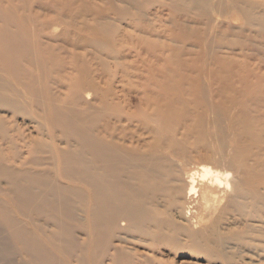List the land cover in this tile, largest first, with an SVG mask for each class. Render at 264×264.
<instances>
[{
    "label": "bare ground",
    "instance_id": "6f19581e",
    "mask_svg": "<svg viewBox=\"0 0 264 264\" xmlns=\"http://www.w3.org/2000/svg\"><path fill=\"white\" fill-rule=\"evenodd\" d=\"M200 185L264 223L263 0H0V264H226L168 216Z\"/></svg>",
    "mask_w": 264,
    "mask_h": 264
},
{
    "label": "rangeland",
    "instance_id": "374dc122",
    "mask_svg": "<svg viewBox=\"0 0 264 264\" xmlns=\"http://www.w3.org/2000/svg\"><path fill=\"white\" fill-rule=\"evenodd\" d=\"M220 22L222 24L224 22V25L230 24L235 29H239L237 27H242L244 25L243 20L235 18H222ZM17 120L20 124L22 123L28 128H30L34 124L31 123V121L33 120L32 118L24 117L23 115L19 116ZM30 129L33 130V127H31ZM199 188L200 191L198 196H187L186 194H184L181 201H178L170 206L167 205L169 211L168 216L174 218V223L178 224L179 226H183L187 231L204 236H210V233H218L219 229H216L221 227L222 229L220 235L230 238L228 239L230 240L229 243H232V245H234V248L228 249L227 251L228 261L226 264H230L229 260H232L233 264H264V239L260 240L256 236L257 234H262L264 237V223L252 220L251 227H249V224L240 222L243 220V218L238 211L230 214V216L224 213V217L222 219H219L220 214L223 211L222 207L226 204V199L228 196V194L222 195L223 193L221 195L219 194V197L221 196L223 198V201L219 204H216L217 206H212L214 209V214L209 217L208 212L204 208L202 193L207 191L210 194V191L208 189H204L202 185H200ZM253 210L255 212L256 208H254ZM230 217L231 219H229ZM256 219L257 218H255L254 220ZM219 221L220 223L218 224ZM229 221L234 222L230 226V231L227 230L228 226L226 224ZM217 225L219 227H217ZM248 227L252 228L251 232L248 235L242 234V231H245ZM180 237L182 238L183 242L186 243L184 246L181 245L178 247L172 245L166 247L168 251H170V264H194V262L205 263L206 258L203 257V253L199 244L196 245L195 243H193L192 239H190L189 236L184 233V231L180 232ZM134 241L137 247H139L140 249L146 247L147 249L145 250L147 252L150 251V253L153 254L152 249H150L153 248L152 245H150L149 243L143 245L142 242L138 241V238H136ZM160 247L165 248L164 245H160ZM152 257H154V259H151L152 263H161L159 262V256L152 255ZM137 261L139 262V259H137ZM217 264H221V262H218Z\"/></svg>",
    "mask_w": 264,
    "mask_h": 264
}]
</instances>
